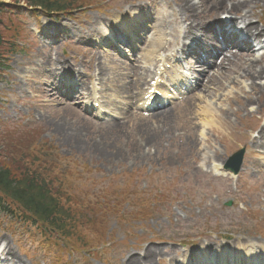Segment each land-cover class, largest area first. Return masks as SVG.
Instances as JSON below:
<instances>
[{
  "label": "rangeland",
  "instance_id": "1",
  "mask_svg": "<svg viewBox=\"0 0 264 264\" xmlns=\"http://www.w3.org/2000/svg\"><path fill=\"white\" fill-rule=\"evenodd\" d=\"M125 1L130 0L99 1L100 9L92 7L60 18L43 14L36 16L14 7L12 14L5 11L0 15V31L6 37L5 41L14 38L12 30L19 31V38L15 40L19 52L11 56L9 69L0 82V153L2 148H8L15 135L27 136V142L37 136L35 143L45 153L50 152L51 144L56 147L58 154L54 156L65 161L63 171L69 169L66 163L73 166L74 189L77 186L85 188L89 199H93L92 195L97 190L101 192L107 188L109 196L119 204L118 209L110 210L120 212L119 209H123L126 212L124 221L120 213H107L103 219L104 232L101 235L104 233V239L101 243L108 244L97 251L98 259L86 253L70 258L62 255L58 248L46 246L47 241L39 231L17 224L2 213L0 243L3 247H10L25 264H68L69 261L70 264H129V256L142 258L148 248L158 249L159 255L154 256L152 264H189L190 261V264H196L199 255L205 259L204 264H212V261L220 262V257H215L210 249L225 250L229 247L225 244L232 243L234 239L245 241L250 248L255 242L264 246V236L259 235L252 220L253 215L263 214L264 210V153L258 156L256 152L263 151L251 147L248 140V137L256 136V133L250 135L253 127L249 124L264 115V89L260 90L259 106L249 109V112L242 108L245 98L241 87L238 89L225 83V88L215 97H207L206 92L203 96L202 90L197 91L194 100L203 96L215 107L220 105V97L225 99L220 107L228 114L220 115L221 110L217 108L212 127L204 126L200 121L194 100L193 113L181 109L189 97L186 95L184 99L171 101L166 110L173 111L170 115L169 111L163 114L171 116L169 119L158 121L152 114L143 117L142 107L147 101L144 98L154 81L143 87L142 96L134 107V103L123 106V100L112 92L116 88L110 86L112 78L116 80L123 74L120 69L114 70V61L117 60L124 70L126 64L133 61L126 59L127 53L124 55L129 51L141 67L153 71L152 77H156L154 73L157 71L147 63L157 55L146 58L145 51L149 48L141 45L145 30L150 26L147 20L154 13L150 10L139 19L129 20L131 24L137 23L129 29L126 24H119L122 12L145 0H132L127 6ZM158 2L160 8L155 14L168 17V24L170 8H175L174 1ZM92 27L100 32L96 37L90 31ZM110 27L112 32L107 37L111 43L120 40L126 45L116 49L109 39H102V35L107 38L104 31ZM52 31L60 34L61 38L44 39L51 37L47 35ZM163 39V42L172 41L168 36ZM174 51L178 48L170 54ZM97 52L103 60L97 58ZM189 61L195 62L196 57L192 55ZM55 64L71 67L76 77L74 84H84V94L95 91L109 116L103 118L88 112L78 94L70 99L56 94L50 99L61 69ZM96 64L105 65L108 71L113 69L114 75L100 81L98 73L94 72ZM37 67L45 71L38 73ZM129 76L131 79L132 74ZM160 82L170 88L169 82L163 78L157 80L160 94L166 95ZM62 91L65 93L66 89ZM224 95L229 96V101ZM51 118L65 124L71 132L67 136L59 134L52 126ZM113 120H121L124 129L118 136L107 128ZM79 125L85 126L87 131L79 132ZM34 131L39 135L30 136ZM74 131H78L77 137ZM155 134L157 140H149ZM67 138H76V144L72 145L75 148L68 144ZM89 144L102 146L89 150ZM113 144L117 146L115 152L111 150ZM241 149H245V157L243 169L237 177L216 171L214 165L227 162ZM251 160L260 164L257 171L249 164ZM92 182L98 183L93 194L89 192ZM128 200L135 202L134 205L126 204ZM228 203L232 204L231 207L227 206ZM141 210L148 212L146 218L136 215ZM60 255L65 259L59 260Z\"/></svg>",
  "mask_w": 264,
  "mask_h": 264
},
{
  "label": "bare ground",
  "instance_id": "2",
  "mask_svg": "<svg viewBox=\"0 0 264 264\" xmlns=\"http://www.w3.org/2000/svg\"><path fill=\"white\" fill-rule=\"evenodd\" d=\"M175 8H170V15L169 19L170 22L165 24V18H160V16L155 15L152 17V35L145 37L143 40L144 47L152 48V51L146 53V58L149 55L154 54L155 52L159 51L160 49H171L175 46L181 45L179 49L181 52L185 51L187 48L190 51H193L195 47H199L204 50L206 53H210V58L208 62H205L201 56L198 54L200 49H197L193 53L196 56L195 67L196 69L193 70L198 78L197 90L202 89V91L208 93L207 97L209 96H216L217 93L222 91L225 88V83H228L230 86L234 88H239L243 82H240V79L244 81L250 82L248 85L249 92L244 94V102L242 108L247 112L248 109L256 108L255 106H259L261 102L259 98L260 94V87L257 84V81L264 80V57L260 56L257 57V52L251 50V52H247L244 50V44H238L236 41L230 40L227 37L226 31L221 32V34L227 37L229 43L225 48H220L215 41L216 38H219L217 32L211 29L210 21L214 22L215 24H220L219 16L220 14H224L230 19H228L229 24L240 26L241 31L243 34L247 35L249 41H256L258 44L264 45V24H262L261 17L257 16V10L261 9L260 13L264 12V0H173ZM147 3V2H146ZM125 4V2H124ZM147 5L154 11L159 9L160 3L158 0H152L148 2ZM134 10L138 12H143L146 10L147 6L143 4L135 5ZM253 19L256 20V23L253 22ZM120 21L124 24V19L120 18ZM97 23L99 21H96ZM261 25V26H260ZM221 29V28H220ZM207 30H210V33L213 37L208 38ZM92 34L98 35L99 30L94 29L93 27L90 29ZM169 31V37L172 38L171 43H162V35L163 33ZM160 34V35H159ZM198 34L201 35L202 38H199ZM208 41V44L204 43L202 39ZM187 41V43L185 41ZM189 40L190 43L189 44ZM218 43H221L218 41ZM82 45L83 42H82ZM190 45H195L194 48H191ZM253 51V52H252ZM128 57H129V51ZM97 56V53L95 54ZM101 59V58H100ZM103 60V58H102ZM115 66L114 70L120 69L123 74L119 77L112 78L110 86L116 88L115 91H112L116 98L123 100V106H130L134 103L133 107L138 102L139 98L142 95V88L145 86L147 78L150 77L151 73L149 70L146 69H139L136 67L137 62L132 61V63L128 64L127 68L124 70L118 64V61H114ZM150 63L152 65L156 64L154 60H151ZM109 65V64H108ZM104 66V67H103ZM130 68V69H128ZM38 73L44 72L45 70L37 67ZM72 68L68 66H63L60 70V73L63 76L69 77L72 74ZM94 72L98 73V78L100 81L103 80L104 77L110 76L112 77L113 69L108 71V68L105 65L96 64L94 66ZM124 72H127L124 74ZM129 74H132V78L130 79ZM232 75L230 77L229 75ZM118 81V82H117ZM116 83V86H115ZM141 86V90L137 91V88ZM86 89V86L82 85V91ZM196 90V91H197ZM52 95H50V99H53L56 94L60 95L57 88L52 91ZM202 93V92H201ZM227 100L229 101V96L224 95ZM195 98V94L192 93L189 97L184 100V105L181 108L185 110L187 113L189 111L192 112V108L194 106L193 100ZM152 96L148 99L150 101ZM205 97L197 98L195 101L196 107L199 109L200 121L205 126L212 127L215 119V114L218 113L217 109L212 104H206L207 102L203 101ZM130 101L132 103H130ZM220 105L225 102V99L220 97ZM149 103V102H148ZM94 104V102H93ZM206 104V105H204ZM144 108V107H143ZM262 108L260 107V110ZM169 115L173 110H168ZM66 116L69 114L66 110ZM161 114H157L154 116L155 119L159 121V119L167 120L171 116L163 115L166 111L160 112ZM207 113V114H206ZM221 114H228L226 111L221 110ZM222 115V116H226ZM120 116V115H119ZM181 116V115H180ZM52 119V118H51ZM140 119L141 116H140ZM121 120H113L110 125L107 126L108 129L111 131H115L116 135L122 132L123 126L121 125ZM260 131L258 133V137L253 138L250 140V146L254 147L255 149H259L264 153V118L263 116L260 118ZM144 122L141 120V123ZM52 126L56 129L59 134L64 136L68 135L70 130L66 129L65 124H61L60 121L57 119H52ZM146 129V128H142ZM79 132L87 131L85 126L79 125ZM78 131H74V135L77 137ZM109 137V135H107ZM118 136V135H117ZM156 134L154 137L150 138L155 139ZM76 138H67L68 144L73 145L76 144L74 142ZM157 140V139H155ZM153 141V144L156 145L157 142ZM66 141V140H65ZM66 141V143H67ZM71 143V144H70ZM109 145V144H108ZM101 144H92L88 145V149L92 150L95 147H100ZM72 148H75L72 146ZM78 148V147H77ZM114 148H117L115 144L112 145V152ZM112 163V161L110 162ZM224 161L221 162V166L224 165ZM249 164L254 167L253 169L257 171L260 168L259 163H255L254 161H249ZM236 244L239 245L238 240H234ZM234 242L231 246L234 245ZM230 246V244H229ZM214 253H217L216 250L211 249ZM8 258H12L14 261L13 264H25L20 257L14 254L13 250L5 246L2 251ZM159 255L158 249L148 248L142 258H137L135 256H129L128 263L129 264H152L154 256ZM140 257V256H139ZM7 258V257H6Z\"/></svg>",
  "mask_w": 264,
  "mask_h": 264
},
{
  "label": "trees",
  "instance_id": "3",
  "mask_svg": "<svg viewBox=\"0 0 264 264\" xmlns=\"http://www.w3.org/2000/svg\"><path fill=\"white\" fill-rule=\"evenodd\" d=\"M1 1L4 0H0V15L7 8ZM10 1L16 5L24 3L33 13L65 14L85 7L86 1L92 0ZM5 38L0 31V68H6V57L13 53L8 46L16 39L14 37L9 42ZM31 135L39 134L34 131ZM36 137L27 142V136L15 135L10 139L8 148H2L0 209L34 227L63 254L90 251L103 244V219H106L107 213L117 215L119 204L109 196L107 189L93 194L98 188L95 182L89 186L93 199H89L85 188L77 186L74 189L73 166L66 163L69 169L63 171L65 161L55 157L52 148L45 153L35 143Z\"/></svg>",
  "mask_w": 264,
  "mask_h": 264
},
{
  "label": "water",
  "instance_id": "4",
  "mask_svg": "<svg viewBox=\"0 0 264 264\" xmlns=\"http://www.w3.org/2000/svg\"><path fill=\"white\" fill-rule=\"evenodd\" d=\"M242 156H243V152H239V153L237 154V156H236V157L240 158V163L234 168V170H235L236 173H237V172L239 171V169H240Z\"/></svg>",
  "mask_w": 264,
  "mask_h": 264
}]
</instances>
